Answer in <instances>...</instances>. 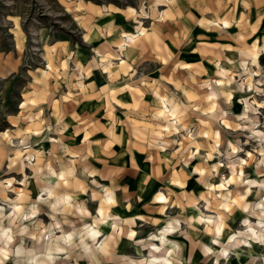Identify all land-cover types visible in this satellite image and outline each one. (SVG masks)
<instances>
[{
    "label": "rangeland",
    "instance_id": "374dc122",
    "mask_svg": "<svg viewBox=\"0 0 264 264\" xmlns=\"http://www.w3.org/2000/svg\"><path fill=\"white\" fill-rule=\"evenodd\" d=\"M247 3L249 7L244 0H0L4 215L12 213L4 198L17 201L26 196L34 203L44 187L34 169L25 166L27 159L11 164L14 150L8 140L19 143L13 136L26 134L23 138L31 152L45 163L52 161L58 174L65 173L56 189L57 207L36 205L37 215L23 221L28 232L14 235L8 249L0 251L2 264H27L36 256L37 264H95V260L128 264L129 259L147 255L142 243L164 248L159 233L165 228L172 232L164 240L180 245L181 264H231V259L220 256L228 236L254 241L241 224L246 218L264 220L260 187L264 156L257 141L248 140L247 132L213 122L212 130L221 132V153L226 154L227 141L241 140L243 151L237 157L246 163L230 169L227 165L239 163L236 157L213 153L211 159H203L214 139L197 136L195 143L205 145L197 152L191 138L179 132L166 137L176 143L164 150L156 147L159 121L146 115L152 112L157 91L170 89L188 106L184 123L195 131H207L200 123L209 119L203 114L208 107L203 83L223 78L220 69H233L228 60L236 62L233 70L239 73L240 61L254 57L257 64L250 66L257 74L250 80L235 75L229 86L230 103L223 99L218 103L234 124L246 123L236 119L244 115L252 119L250 109H255L258 130L264 131V107H258L264 104V83H258L264 78L259 60L264 56V0ZM225 20L230 27L223 26ZM125 33L127 37L122 36ZM130 35L133 41L128 40ZM117 43H124L126 53L132 52L135 75L120 60L105 64L108 54L117 51ZM216 165L222 166L210 175ZM159 195L164 199L157 201ZM206 219L210 223H203ZM218 222L223 231L214 246L211 239ZM54 223L60 227H52ZM45 229L57 238L71 236L67 242L57 241L64 251L52 252L56 257L52 261L46 259L50 247ZM149 234L159 238L147 241ZM21 241L25 254L12 255ZM93 241L100 246L95 255L87 247H95ZM239 249L241 255L249 251L241 242ZM260 250L264 257V246Z\"/></svg>",
    "mask_w": 264,
    "mask_h": 264
},
{
    "label": "clouds",
    "instance_id": "9594fccd",
    "mask_svg": "<svg viewBox=\"0 0 264 264\" xmlns=\"http://www.w3.org/2000/svg\"><path fill=\"white\" fill-rule=\"evenodd\" d=\"M159 2V0H158ZM167 2H174V0H167ZM245 6L249 7L247 0H244ZM212 23V22H209ZM224 27H230L231 24L225 20L221 21ZM122 36L127 37V34H122ZM125 44L127 45V41L125 40ZM117 51L108 54V58L105 60V64H111L112 60H120L121 63L124 65L125 70L127 72H131L133 75L136 73L134 72L132 65L135 64V60L132 59V52H125L124 47L117 43L115 45ZM127 47L131 48L132 45H127ZM228 47V46H224ZM127 56V59H121L122 56ZM131 61V63H129ZM230 65L233 66L235 69L236 62L233 60L227 61ZM257 60L252 57L250 59H245L240 61L239 63V73L234 71L233 69H220L221 72L224 73L223 78L219 80H212L205 81L203 83V87L208 89V92L205 94V98L208 102V107L203 109V114L208 116V120H202L200 123L204 125L207 131H195L189 125L184 123L186 119V112L185 109L188 107L187 105L183 104L180 97L172 92L170 89L167 90H158L155 96L156 103L152 106V112L148 115V118L153 121H159L156 127L159 128V132L155 133L157 138L160 140V143L156 145V147L164 150L167 146H171V144L176 143V141H171L166 139L167 136L173 133L185 132V139L191 138L192 144L197 148V152L200 148H204L205 145L203 144H196V137L203 136L206 139H214L215 143L210 145L211 151L208 152L207 156L203 159H211L213 153L216 156L226 155L227 157H236L239 160V163L235 166L232 164L227 165L230 169L236 167H242L246 161L240 160L237 157V153L243 151L241 147V140L236 138L235 143L232 141L226 142V154L220 152L221 146V132L219 128L216 131L212 130L213 122L223 125L226 128L232 129L233 131H241L249 133L248 140H255L257 141V148L261 156H264V131H259L258 128L260 127V123L257 119L258 113L255 109H250L252 111V119H249L247 115L242 117H237L236 119L241 121H246V123H238L234 124L231 123L227 117L229 116V112L224 109L218 101L223 99L226 103H230L229 97L232 96L233 90L229 88V86L234 83L233 77L237 74L241 76H246L250 80L252 76L256 75L257 73L252 71L250 65H256ZM115 66V65H113ZM207 71V70H205ZM258 83H264V78L261 79ZM254 87V86H252ZM239 90L243 91V85L239 86ZM251 90V89H250ZM259 91V89H256ZM258 107H264V104L259 105ZM4 136H12L10 133L2 134ZM26 134L21 133L20 137H12L14 139H18V144H13L12 139L8 140V144L12 146L13 154L11 164L21 163L23 161L20 159L24 157L28 160V165L34 169V174L40 183L44 184L43 190L41 192V197L37 199L36 202H29L27 197L25 196L23 199H18L17 201H8L7 198H4V203L8 204L12 208V213L8 216H5V209L0 207V244L3 245V249H8L9 245L13 243L14 235H24L28 232V227L23 226V221L31 220L32 217L37 215V204L41 205H48L50 208L55 209L57 207V202L59 201L60 197L56 195V189L61 187V181L65 178V173L60 172L59 174L56 170L52 167V161H48L47 163L44 160L31 152V149L27 145V140L25 137ZM256 149H254L255 151ZM2 151V149H0ZM27 154V155H26ZM196 155L195 153L193 154ZM7 158V157H3ZM35 159L37 164L33 165L32 160ZM43 164V167L39 165ZM222 165L213 166L210 170V175L215 174L218 167ZM237 176H242V172L236 173ZM49 178H55L57 183L52 184ZM27 177H25V181ZM247 182V181H246ZM225 184L227 181L224 182ZM25 187L27 184L25 183ZM261 188H264V183L260 185ZM70 197H64V200H68ZM27 205V207H26ZM8 221V225L5 227L4 222ZM247 223V221H244ZM54 228H59L60 225L58 223H54ZM257 228L261 231H264V222L257 225ZM48 232V236L45 239L48 241V245L50 247V251L46 256V259L52 261L56 259L51 253L52 252H62L64 249L57 247V241L63 240L67 242L71 239V236L65 237H54L52 235L51 229H45ZM251 231V229L249 230ZM33 239H37V237H32ZM156 235L149 234L147 237V241H154L158 239ZM214 243L216 241H213ZM135 243L140 244V241H135ZM165 247L160 248L156 247L149 242H145L141 244V247L147 250V255H141L137 259H129L128 264H181L179 257L180 253V245L176 241H164ZM93 246H87L93 254H97L99 252L100 246L95 244L93 241ZM23 241H21L20 246H18L13 252L12 255H22L25 254L22 252ZM210 251V250H209ZM26 255H32L31 253H27ZM126 256H131V253H125ZM40 260L39 256L34 257L33 259H29L27 264H37V261ZM2 264V262H0ZM95 264H100L99 260H95Z\"/></svg>",
    "mask_w": 264,
    "mask_h": 264
},
{
    "label": "bare ground",
    "instance_id": "6f19581e",
    "mask_svg": "<svg viewBox=\"0 0 264 264\" xmlns=\"http://www.w3.org/2000/svg\"><path fill=\"white\" fill-rule=\"evenodd\" d=\"M17 33H19V31ZM140 34H142V33H139V35ZM14 35H16V34H14ZM133 39H134L133 35H130L128 37V40H130V41H133ZM15 45H16V48H18V43L15 44ZM121 45L123 46L124 43H122ZM100 59L103 60V57L100 56ZM7 66H8V64H7ZM74 66H75L76 70H79V65L78 64L75 63ZM1 67H3V66H1ZM21 105H22V103H21ZM155 199L157 201H159V200L161 201L164 198H163L162 195H159ZM263 204H264V199H263ZM246 206L243 207V210L246 209ZM263 214H264V211H263ZM196 220H197V218H196ZM244 221H247V223H244ZM205 222H209L210 223V220L206 219L205 221H203V223H205ZM262 222H264V220L257 219V221H251L249 218L244 219L242 221L241 226H242V228H244L245 231H249L251 229V231H249V232H252V236H253L254 241L248 240V239L240 240L239 237L236 234H230L228 236L227 240L225 241V244H224L223 248L220 250V256L223 259H226V260L227 259H231V264H252V263H254L256 261V259L260 256L258 251H260L261 247L264 246V231H261V230H259L257 228V225L262 223ZM214 231H215V236L211 239V243L214 246H218L219 238H220V235L222 234V231H223V224L221 222L216 223V225L214 226ZM171 232H172V228H165L164 230L160 231L159 234H160V237H161V243H164V241H165L164 240V236L165 235H169ZM90 233H91L90 237H94L95 234H96V232H94V231H92ZM213 241H216V242L214 243ZM240 242L242 243L243 246L248 247L249 251H248V253L246 255H241L239 253V251H240V249H239Z\"/></svg>",
    "mask_w": 264,
    "mask_h": 264
},
{
    "label": "crops",
    "instance_id": "0c3cea01",
    "mask_svg": "<svg viewBox=\"0 0 264 264\" xmlns=\"http://www.w3.org/2000/svg\"><path fill=\"white\" fill-rule=\"evenodd\" d=\"M76 61H78V62H80V64L81 63H83V59H81L80 57H77L76 58ZM262 248V247H261ZM261 251V250H260ZM264 256V255H263ZM252 264H264V257H258L257 259H256V261L254 262V263H252Z\"/></svg>",
    "mask_w": 264,
    "mask_h": 264
},
{
    "label": "trees",
    "instance_id": "16d2710c",
    "mask_svg": "<svg viewBox=\"0 0 264 264\" xmlns=\"http://www.w3.org/2000/svg\"><path fill=\"white\" fill-rule=\"evenodd\" d=\"M259 60H260V63L264 66V56L263 55L260 56Z\"/></svg>",
    "mask_w": 264,
    "mask_h": 264
}]
</instances>
